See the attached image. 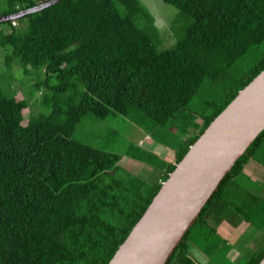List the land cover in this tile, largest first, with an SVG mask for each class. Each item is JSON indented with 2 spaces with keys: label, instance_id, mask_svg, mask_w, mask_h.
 <instances>
[{
  "label": "trees",
  "instance_id": "16d2710c",
  "mask_svg": "<svg viewBox=\"0 0 264 264\" xmlns=\"http://www.w3.org/2000/svg\"><path fill=\"white\" fill-rule=\"evenodd\" d=\"M45 1L0 0V16ZM163 1L178 11L167 47L141 0H60L0 23L5 65L17 58L25 69L42 72L33 89L48 91L29 107L30 99L6 96L0 82V264H107L189 146L264 70V53L242 67L264 44V0ZM204 85L218 87L221 96L210 101L213 109L200 123L189 125L190 100ZM34 105L46 111L32 114ZM112 114L133 117L156 141L179 142L171 144L174 164L142 148L143 156L134 158L160 169L159 181L124 170L121 154L73 137L88 115L105 121ZM171 129L177 135L170 140L156 136ZM250 160L264 167V130L167 264H196L189 239L213 241L216 231L205 220L209 211L230 208L248 223L264 211V193L234 181ZM230 186H239L244 198L231 195V188L227 192ZM263 258L264 244L241 264Z\"/></svg>",
  "mask_w": 264,
  "mask_h": 264
},
{
  "label": "water",
  "instance_id": "95a60500",
  "mask_svg": "<svg viewBox=\"0 0 264 264\" xmlns=\"http://www.w3.org/2000/svg\"><path fill=\"white\" fill-rule=\"evenodd\" d=\"M58 1L0 16V23ZM263 130L264 70L189 146L107 264H167L223 178Z\"/></svg>",
  "mask_w": 264,
  "mask_h": 264
},
{
  "label": "rangeland",
  "instance_id": "374dc122",
  "mask_svg": "<svg viewBox=\"0 0 264 264\" xmlns=\"http://www.w3.org/2000/svg\"><path fill=\"white\" fill-rule=\"evenodd\" d=\"M141 2L150 10L155 17L156 24L159 26L161 33L164 35V47L169 46L174 40L173 38H167V34H170L169 25L170 21L177 17V10L165 3L163 0H141ZM167 31V32H166ZM264 53V44L260 45L253 51L248 57L244 58L242 61V67L245 64H251L256 61L259 57H261ZM5 54L4 49L0 48V75L3 77L0 78V82L4 93L6 96L15 95L18 99L27 100L30 99V105L37 104L33 103V100L41 97V93L44 90L37 92L36 89H33V84L35 83L36 78L40 76L43 77V73H36L30 67H25L18 63V59H12V64L10 67L6 66L4 63L3 55ZM26 71V72H25ZM48 93V91H44ZM221 96L220 89L218 87L204 85L202 89L192 96L188 110L193 113L192 118H187L186 121L189 125L194 122L195 124L200 123L202 115H208L210 111L213 109V105L210 104V101L218 102ZM36 106V105H34ZM29 107L26 113H24V119L28 120L31 112L29 113ZM45 108L39 105L32 108V114H39L45 112ZM92 120L93 124L88 121ZM133 117H123L119 114L110 115L107 120L101 121L94 117L87 116L81 121L78 125L74 138L80 142L93 145L107 152L118 153L122 155V159L118 163L124 170L134 173L137 176L147 180H153L155 176L152 177L151 172L149 170L143 169L142 167L136 164L134 158L136 156H143L141 149L137 148L135 145H130L132 141H137L141 136V131L143 129L136 124ZM88 121V122H87ZM172 133H167L166 130H159L157 137L162 138L163 140H170V138H174L175 134L173 129ZM195 131V130H193ZM168 137H170L168 139ZM181 137V136H180ZM171 144H176V142L172 141ZM175 146V145H174ZM144 154H147L144 153ZM149 154V153H148ZM262 158L263 156L260 155ZM155 158H151V160ZM138 166V167H137ZM151 175V176H150ZM253 182L250 183V181ZM264 182L263 178H260L259 181H256L253 177L250 179H243L241 184L247 187V190H251L252 184L256 183L263 186L261 183ZM250 187V188H249ZM231 188V190H230ZM227 192L230 190L231 195L239 196L240 193H243V190L239 188V186H230L226 188ZM260 195L263 194L261 188H256ZM245 194H242L240 197L244 198ZM219 211V210H218ZM250 229L254 230L255 235L261 234L264 232V211L258 214L252 223H250ZM193 239V238H192ZM191 238L189 240H192ZM215 237H213L214 241ZM194 240H198V237H194ZM212 242V241H211ZM210 244V243H208ZM243 242L240 240L238 246H242ZM217 264H232L229 261H226L223 254L219 255V259L217 260Z\"/></svg>",
  "mask_w": 264,
  "mask_h": 264
},
{
  "label": "crops",
  "instance_id": "0c3cea01",
  "mask_svg": "<svg viewBox=\"0 0 264 264\" xmlns=\"http://www.w3.org/2000/svg\"><path fill=\"white\" fill-rule=\"evenodd\" d=\"M141 133L140 138L137 141H132L130 145H135L139 149L142 148L154 154L157 158L174 164L176 153L175 148L171 144L156 141L144 129ZM178 143L176 142L174 145L176 146ZM134 161H136L138 166L149 170L152 177L155 176L151 181L160 180V175L162 174L160 169L149 165L147 162H141L137 159H134ZM243 175L241 178L237 177L234 181L239 180L241 182L246 179V176H249L260 183V178L264 179V167L258 162L250 160L245 166ZM144 179L147 180L146 177ZM261 184L264 186V182ZM257 185L259 188L262 187L259 184ZM261 190L264 193V187ZM250 191L258 193L259 190L252 187ZM218 210H211L205 216L208 227L216 231L213 235L215 237L214 241L208 242L201 239L196 241L191 238L192 240H189L188 247L189 253L196 264H217L220 254H223L226 261L232 264H241L264 244V232L255 235L254 230L250 229V223L235 216L230 208ZM240 240L243 242L242 246H238Z\"/></svg>",
  "mask_w": 264,
  "mask_h": 264
}]
</instances>
